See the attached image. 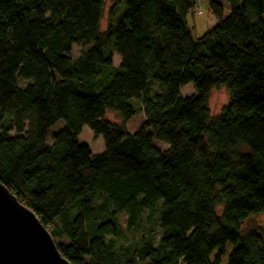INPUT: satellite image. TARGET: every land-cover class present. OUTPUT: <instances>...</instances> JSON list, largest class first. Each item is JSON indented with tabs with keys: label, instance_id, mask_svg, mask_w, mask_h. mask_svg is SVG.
Listing matches in <instances>:
<instances>
[{
	"label": "trees",
	"instance_id": "obj_1",
	"mask_svg": "<svg viewBox=\"0 0 264 264\" xmlns=\"http://www.w3.org/2000/svg\"><path fill=\"white\" fill-rule=\"evenodd\" d=\"M207 1L217 22L193 40L195 0H112L103 30L104 0H0V182L70 264H220L227 243L226 264H264L263 238L240 234L264 217V0ZM73 44L92 45L71 60ZM218 87L228 103L212 118ZM133 103L144 120L129 133ZM84 125L103 152L77 141ZM145 210L157 244H118Z\"/></svg>",
	"mask_w": 264,
	"mask_h": 264
},
{
	"label": "rangeland",
	"instance_id": "obj_2",
	"mask_svg": "<svg viewBox=\"0 0 264 264\" xmlns=\"http://www.w3.org/2000/svg\"><path fill=\"white\" fill-rule=\"evenodd\" d=\"M195 1L197 3L194 7L193 12H188V14L186 15L187 26L193 40L200 38L207 31L211 30L217 22L214 16L212 15V13L209 11V5L207 0H195ZM111 3L112 0H104L105 8L102 18L100 20V30H103L106 27L107 8L109 7V5H111ZM221 3L223 4V2ZM223 6H224L223 14L224 16H226L228 14V9L224 4ZM121 8L123 11L124 6L122 5ZM198 10H201V12L198 13ZM262 18L264 19V14L262 15ZM91 45L92 44L83 46L79 44H73L71 46L70 52L68 53V56L71 58V60H74L80 55L81 50L83 48L84 49L88 48ZM105 52L106 53L112 52L113 65L117 66L120 62V56L114 50V39L110 41V44ZM179 93L181 97L194 95L195 90L193 88L192 83H188L183 87H181ZM227 103H228V93L224 87H218L212 89L209 93L208 102H207L210 116L212 118L213 117L216 118V116L220 114V112L227 105ZM133 106L135 108V114L128 121L124 123L125 129L129 133H134L141 126V123L144 120V115L142 111L139 109L138 104L133 103ZM104 119L112 123L123 124L122 120L115 113L110 111L105 112ZM64 126H65L64 121L62 119H59L53 126L49 128L45 140V144L47 146H50L52 144V139H51L52 135L58 132L59 130L63 129ZM77 141L86 144L89 147L90 152L92 154H99L104 150V143L102 136L98 135L95 137L94 133L90 130V128L87 125H84L82 127L80 133L77 136ZM153 145L160 151H164L167 148L165 144L159 143L155 140H153ZM160 204H161V200L158 201V205ZM216 212L219 215L221 212V208H218ZM147 215L148 213L145 210L136 228L125 231V238L119 240L118 244L124 246H135V242L137 241V239L142 236L146 238L151 237L154 241V244H157L160 235V227L157 220V213L156 212L153 213L150 218H147ZM126 218H127L126 213L119 214V220L123 228H125ZM263 223H264L263 215L249 216L241 224V228H240L241 236H244L246 232L250 230H254L264 240ZM231 248L232 245L230 243H227L225 246V254L222 256L220 264H226L227 255L230 252Z\"/></svg>",
	"mask_w": 264,
	"mask_h": 264
},
{
	"label": "water",
	"instance_id": "obj_3",
	"mask_svg": "<svg viewBox=\"0 0 264 264\" xmlns=\"http://www.w3.org/2000/svg\"><path fill=\"white\" fill-rule=\"evenodd\" d=\"M0 264H70L34 212L1 182Z\"/></svg>",
	"mask_w": 264,
	"mask_h": 264
},
{
	"label": "built area",
	"instance_id": "obj_4",
	"mask_svg": "<svg viewBox=\"0 0 264 264\" xmlns=\"http://www.w3.org/2000/svg\"><path fill=\"white\" fill-rule=\"evenodd\" d=\"M201 12V10H198V13H200Z\"/></svg>",
	"mask_w": 264,
	"mask_h": 264
}]
</instances>
